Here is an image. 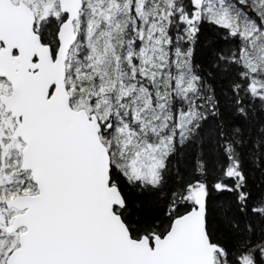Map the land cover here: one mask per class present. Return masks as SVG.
Wrapping results in <instances>:
<instances>
[{"label": "snow or ice", "instance_id": "obj_1", "mask_svg": "<svg viewBox=\"0 0 264 264\" xmlns=\"http://www.w3.org/2000/svg\"><path fill=\"white\" fill-rule=\"evenodd\" d=\"M0 264H264V0H0Z\"/></svg>", "mask_w": 264, "mask_h": 264}]
</instances>
